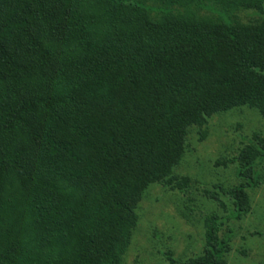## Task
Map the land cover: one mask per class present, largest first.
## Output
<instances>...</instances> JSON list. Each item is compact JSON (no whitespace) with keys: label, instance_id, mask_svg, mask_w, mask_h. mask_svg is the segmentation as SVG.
<instances>
[{"label":"trees","instance_id":"1","mask_svg":"<svg viewBox=\"0 0 264 264\" xmlns=\"http://www.w3.org/2000/svg\"><path fill=\"white\" fill-rule=\"evenodd\" d=\"M244 106L264 117V0H0V264H125L146 191L192 188L189 130ZM231 162L185 264L229 263L264 137Z\"/></svg>","mask_w":264,"mask_h":264},{"label":"rangeland","instance_id":"2","mask_svg":"<svg viewBox=\"0 0 264 264\" xmlns=\"http://www.w3.org/2000/svg\"><path fill=\"white\" fill-rule=\"evenodd\" d=\"M235 14L247 23L257 18L252 11ZM256 136L264 137V117L248 106L214 115L203 129L191 128L189 147L173 175L190 178L192 188L183 193L158 183L146 191L125 264H185L200 256L206 246V217L226 215L207 193L221 192L227 200L221 187L239 182L231 159ZM257 171L259 185L251 188L250 213L241 220L232 218L221 230L233 237L228 264H264V162ZM227 216L232 217L231 212Z\"/></svg>","mask_w":264,"mask_h":264}]
</instances>
